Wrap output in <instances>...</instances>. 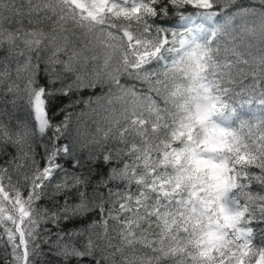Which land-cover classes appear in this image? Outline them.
<instances>
[{
	"label": "snow or ice",
	"instance_id": "obj_1",
	"mask_svg": "<svg viewBox=\"0 0 264 264\" xmlns=\"http://www.w3.org/2000/svg\"><path fill=\"white\" fill-rule=\"evenodd\" d=\"M25 3L0 0V49L24 57L7 90L26 98L29 116L16 129L0 124V156H9L0 163V239L6 237L11 264H34L42 245L58 264H264V228L257 245L252 226L264 223V0ZM173 9L177 26L156 23ZM124 77L147 90L122 83ZM6 78L0 72V85ZM113 88L134 98L121 113L123 126L114 121L117 143H107L110 128L103 144L93 137L89 143L98 147L82 158L67 135V109L90 107ZM85 92L87 99L71 100ZM60 97L70 103L54 125L51 102ZM245 107L247 119L239 110ZM47 131L41 166L36 136ZM61 154L73 169L101 155L115 166L93 185L90 176L65 169ZM114 181L123 189L114 191ZM48 189L51 207L41 208ZM96 214L83 227H60ZM110 220L119 243L109 235ZM49 223L56 231L41 230Z\"/></svg>",
	"mask_w": 264,
	"mask_h": 264
},
{
	"label": "trees",
	"instance_id": "obj_2",
	"mask_svg": "<svg viewBox=\"0 0 264 264\" xmlns=\"http://www.w3.org/2000/svg\"><path fill=\"white\" fill-rule=\"evenodd\" d=\"M16 2L18 6L24 4L25 9L27 8L25 0H16ZM240 3H243L247 6L248 0H240ZM189 11H191V8H189ZM23 23L25 27H30L28 25V20L26 17L24 18ZM156 23L158 25L166 27H175L179 23V19L175 15V10L173 9L171 14L167 18L161 17L156 20ZM5 26L8 27L9 25L6 23ZM11 27L14 29L17 27V25L13 22L11 24ZM45 27L46 30L50 27L48 22H45ZM82 31L83 30L77 29L78 33H81ZM86 39L87 38L81 35L82 41H86ZM79 46L80 41H77V47ZM20 48H23V44L20 45ZM86 54L91 55V53ZM17 59H19L20 63H23L24 57H17L16 53L10 55L7 50V47L0 49V72L7 71L10 77L6 78L4 83L0 85V124L10 129H16L21 122L29 121L28 111L26 110V98H19L16 94L10 93L7 90L9 84L16 80ZM102 62L103 59L101 56V59L96 63L102 64ZM89 68H91V63L89 64ZM17 83H19L22 87L24 81H17ZM122 83H125L129 86L134 85L137 91H140L141 89H143L144 91L147 90L146 84H142L139 81L129 79L127 77L122 78ZM104 92H108L107 87H105ZM89 95H91L90 92H85L82 96L77 94L72 96L71 100L87 99ZM97 95H99V92H97ZM133 99L134 98L130 93L125 94L124 92L113 88L112 92L105 96L103 99H100L99 101L94 100L90 107H85L83 103H80L74 105L72 108H68L67 111L72 112L73 115L72 122L69 126L67 135L75 140L77 154L80 155L82 158L86 159L88 157L89 152L94 151L98 147L97 145L91 144L89 142L92 141L93 137L95 136V138L100 140L103 144V134L110 128L112 129V131L109 134V140L107 143L109 146H115L117 142L114 140V137L118 135V129L113 126L114 121L117 118L121 119V126H123V118L121 116V113L125 108H131ZM69 103L70 100L67 97H60L52 100L50 115L52 117V123L54 125L64 119V109ZM252 107H256V105L253 104ZM239 110L246 119L251 115L247 107ZM80 113L84 114L79 115ZM97 128L101 130L99 133H97ZM51 135L52 131H47L43 137L39 136V134H37L36 136V159L40 161L41 166H43L44 163L42 159V157L44 156L43 145L48 143L49 137ZM128 139L131 142L133 137L130 135ZM65 142L66 141L63 138L60 140L61 144ZM136 142H139V138H136ZM82 145H87V147L82 148ZM6 151L7 153L15 155L16 150L11 145H8L6 146ZM8 158L9 156L7 154L0 156V163H5ZM59 162L70 173L75 171L85 177L90 176L93 185H95L98 181L107 179V175L110 172L111 168L115 166V161L111 165H106L103 162L102 155L100 156L98 161H95L92 165H89L88 167L84 168L73 169L71 166L70 158L64 157L63 154H61ZM89 167L91 168L90 173ZM25 170L31 172V168H27ZM61 175L62 173H58L57 179H59ZM109 186L112 187L114 191L117 189V187L123 189V184L115 181L112 182ZM131 190L133 192H136L135 184H133ZM252 190L254 192L262 191L259 186L255 184L253 185ZM89 191H91V189H89ZM101 191H103L105 196H107L106 188H102ZM47 192L48 195L45 196L41 201L37 202V204L41 208L51 207V201L49 197L52 196L53 193L51 189H48ZM58 199L61 203H63L62 197H59ZM113 199H116V197H113ZM92 219H99L98 214H96L95 216L90 215L88 217V220L83 222L71 221L67 224L61 222L60 227H63L66 231L71 230L73 228H80L83 227L84 224L90 222ZM252 226L256 229L254 235V243L259 245L262 242L260 230L264 228V223L253 224ZM44 227L56 231V227L50 223L47 225H41V230ZM108 229L109 235L115 237L113 243H119V236L117 235V231H114V229L118 230V225L116 224V222L110 220ZM102 231V228L96 229L97 233H100ZM10 252L11 250L7 245L6 237L4 239H0V264H11L12 258ZM32 259L34 261V264H58V257L55 255V253L49 252V248L47 245H42L41 250L38 251V253L32 257ZM117 259H119V257H117Z\"/></svg>",
	"mask_w": 264,
	"mask_h": 264
}]
</instances>
